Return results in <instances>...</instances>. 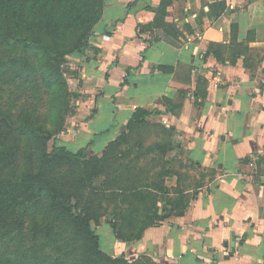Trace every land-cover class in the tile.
I'll return each instance as SVG.
<instances>
[{
	"label": "crops",
	"instance_id": "1",
	"mask_svg": "<svg viewBox=\"0 0 264 264\" xmlns=\"http://www.w3.org/2000/svg\"><path fill=\"white\" fill-rule=\"evenodd\" d=\"M161 2L166 26L138 34ZM82 54L91 95L68 146L111 142L139 109L174 145L165 187L183 208L127 243L131 256L264 264V0H104Z\"/></svg>",
	"mask_w": 264,
	"mask_h": 264
},
{
	"label": "trees",
	"instance_id": "2",
	"mask_svg": "<svg viewBox=\"0 0 264 264\" xmlns=\"http://www.w3.org/2000/svg\"><path fill=\"white\" fill-rule=\"evenodd\" d=\"M166 4L161 2L157 8L161 15ZM103 5L104 0H0V76L1 72H7L25 83L40 77L47 87L60 81V61L70 52L82 54L85 51ZM214 10L217 15L227 11L225 2H215L211 12ZM143 31L139 26L138 34ZM156 113L143 109L135 111L124 131L109 142V146L123 140L128 132L145 124L146 118ZM52 135L39 125L29 121H13L7 114L0 113V230L21 227L24 216L40 208L44 212H58L68 218L66 225L71 228H68L70 234L77 236L72 244L73 247L79 245L73 264H130L121 257L113 259L106 254L101 248L100 236L93 227L97 219L93 213L95 200L87 202L84 191L92 185V179L100 171L96 167L98 160L81 165L89 144L70 150L53 140L51 146L46 148ZM24 139L36 141L42 150L30 154L26 158V166L17 174L5 173L8 169L13 170L20 161L25 162L21 157ZM159 148L163 153L174 149L172 138ZM64 164L71 166L72 172L67 177H60L54 168ZM171 173L166 172L165 176ZM130 192L134 197H149V194L144 196L135 185ZM167 193L165 186L159 188L156 200L159 205L152 204L147 213L149 223L140 228L130 223L127 225L130 230L125 231L124 225L111 218L113 220L107 223L115 238L119 242L135 243L141 239L147 227L157 225L168 215H179L174 213V209L183 204V198L173 201L167 198ZM179 207L183 208V205ZM119 213L123 214L122 211ZM1 252L0 264H24L17 257L15 262Z\"/></svg>",
	"mask_w": 264,
	"mask_h": 264
},
{
	"label": "rangeland",
	"instance_id": "3",
	"mask_svg": "<svg viewBox=\"0 0 264 264\" xmlns=\"http://www.w3.org/2000/svg\"><path fill=\"white\" fill-rule=\"evenodd\" d=\"M163 11L161 15L159 10L152 9L153 21L140 25L147 35L150 36L149 31L153 29L166 26L163 20L167 12L165 8ZM156 20L158 23H155ZM171 22L174 26L175 22ZM84 62L85 54L75 51L66 54L58 65L61 80L53 82L51 87L45 86L40 77L25 83L14 79L7 72H1L0 113L7 114L13 121H29L52 132L46 148L51 146L53 140L71 150L84 146V139H78L69 146L65 141L70 134L68 132L74 128L70 124L75 121L81 103L91 95ZM170 137L159 123L151 119L133 128L123 140L114 145L109 146L107 143L88 147L86 157L82 158L85 160L81 164L83 166L87 161H99L96 167L100 173L84 191V198L87 202L95 200L93 213L97 219L93 227L100 236L102 250L113 259L121 257L130 264H154L145 256L132 257L131 251L127 250L128 244L115 238L107 222L114 218L118 224L124 225L125 231L130 230L127 226L130 223L136 224L137 228L149 223L148 210L152 204L159 205L156 202L158 190L168 181L165 173L173 172L174 168L171 153H163L159 148ZM26 139L23 140L21 155L25 162L20 161L13 170L8 169L5 173L17 174L26 166V158L30 154L42 150L36 141ZM54 169L60 177H67L72 172V167L66 164ZM134 185L144 196L149 194V197L142 199L132 196L130 189ZM121 211L122 215L119 213ZM67 219L58 212H44L42 208L25 215L21 227L0 230L1 253H6L5 256L15 262L17 257L24 264H73L76 247L79 245L72 246L77 236L70 234Z\"/></svg>",
	"mask_w": 264,
	"mask_h": 264
},
{
	"label": "water",
	"instance_id": "4",
	"mask_svg": "<svg viewBox=\"0 0 264 264\" xmlns=\"http://www.w3.org/2000/svg\"><path fill=\"white\" fill-rule=\"evenodd\" d=\"M124 131V128H122L121 133Z\"/></svg>",
	"mask_w": 264,
	"mask_h": 264
},
{
	"label": "built area",
	"instance_id": "5",
	"mask_svg": "<svg viewBox=\"0 0 264 264\" xmlns=\"http://www.w3.org/2000/svg\"><path fill=\"white\" fill-rule=\"evenodd\" d=\"M55 141V140H54Z\"/></svg>",
	"mask_w": 264,
	"mask_h": 264
}]
</instances>
